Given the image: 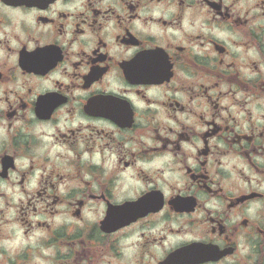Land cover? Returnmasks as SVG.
<instances>
[{
  "label": "flooded vegetation",
  "instance_id": "af4514ba",
  "mask_svg": "<svg viewBox=\"0 0 264 264\" xmlns=\"http://www.w3.org/2000/svg\"><path fill=\"white\" fill-rule=\"evenodd\" d=\"M0 264H264V0H0Z\"/></svg>",
  "mask_w": 264,
  "mask_h": 264
}]
</instances>
